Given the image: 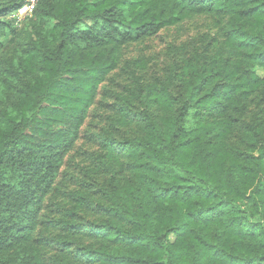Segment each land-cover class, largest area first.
Returning <instances> with one entry per match:
<instances>
[{"label":"trees","instance_id":"obj_1","mask_svg":"<svg viewBox=\"0 0 264 264\" xmlns=\"http://www.w3.org/2000/svg\"><path fill=\"white\" fill-rule=\"evenodd\" d=\"M24 1L0 0L10 40L21 33L4 19ZM193 15L226 18L223 44L121 98L118 123L137 133L102 137L103 220L64 225L94 247L62 262L264 264V118L246 121L251 97L264 95V0H40L26 18L41 51L24 62L15 102L0 104V264H43L44 200L117 51Z\"/></svg>","mask_w":264,"mask_h":264},{"label":"rangeland","instance_id":"obj_2","mask_svg":"<svg viewBox=\"0 0 264 264\" xmlns=\"http://www.w3.org/2000/svg\"><path fill=\"white\" fill-rule=\"evenodd\" d=\"M8 17L4 20L21 35L10 40L12 37L7 32L0 33V104L3 106L15 102V91L29 76L25 61H29L26 59L31 54L40 52L42 45L38 38L30 37L29 18L16 22ZM227 26L226 18L193 15L162 29L155 36L117 51V67L97 87L87 117L79 129V138L65 157L52 190L44 200L34 235L40 242L43 264H64L62 259L66 254L73 256L80 248L94 247L85 239H67L64 225L97 224L103 220L98 192L109 176L105 172L102 137L107 135L114 141H121L137 133L134 125L129 127L118 123L117 107L121 98L130 96L137 85L168 83L175 68L195 54L211 56L223 44ZM256 73L259 77L264 76L261 69H256ZM171 92L175 93L176 89L171 88ZM258 116L264 118V95L260 92L251 97L246 121ZM231 144L240 147L236 136L231 139ZM118 156L121 164H128L125 156ZM83 195L86 202L78 199ZM62 238L73 244L70 250H63L59 243Z\"/></svg>","mask_w":264,"mask_h":264},{"label":"built area","instance_id":"obj_3","mask_svg":"<svg viewBox=\"0 0 264 264\" xmlns=\"http://www.w3.org/2000/svg\"><path fill=\"white\" fill-rule=\"evenodd\" d=\"M39 2L40 0H25L23 7L9 15L8 19H14L16 22H21L24 18L32 15Z\"/></svg>","mask_w":264,"mask_h":264}]
</instances>
